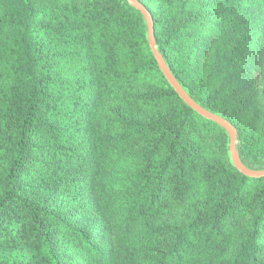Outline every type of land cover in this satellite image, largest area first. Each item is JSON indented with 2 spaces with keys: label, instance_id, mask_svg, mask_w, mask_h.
I'll use <instances>...</instances> for the list:
<instances>
[{
  "label": "trees",
  "instance_id": "16d2710c",
  "mask_svg": "<svg viewBox=\"0 0 264 264\" xmlns=\"http://www.w3.org/2000/svg\"><path fill=\"white\" fill-rule=\"evenodd\" d=\"M139 1L174 75L237 128L242 162L264 169V112L256 93L228 92L234 81L218 70L196 85L187 78L192 41L205 36L203 52L195 54L202 58L209 38L224 29L220 18L190 12L195 0H164L158 11ZM231 6L260 26L264 41V0ZM134 13L140 33L121 71L107 33ZM66 43L84 52L82 96L59 94L49 72L55 50ZM256 47L247 56L259 70L264 60ZM112 81L141 86L130 97L135 111L99 124L97 105ZM47 157L82 197L73 220L57 219L59 233L29 192L42 184L48 163L39 159ZM251 182L262 184L248 189ZM241 215L237 254L227 262L231 225ZM263 225L264 178L236 170L226 132L167 82L139 11L126 0H0V264H264Z\"/></svg>",
  "mask_w": 264,
  "mask_h": 264
},
{
  "label": "rangeland",
  "instance_id": "374dc122",
  "mask_svg": "<svg viewBox=\"0 0 264 264\" xmlns=\"http://www.w3.org/2000/svg\"><path fill=\"white\" fill-rule=\"evenodd\" d=\"M146 1L151 3L157 11L158 7L166 6L164 0ZM189 11L216 14L224 24V29L222 33L213 34L209 38L211 41L209 52H206L202 58H197L195 54L203 52L207 43L205 36L202 35L192 41V57L186 72L188 80L196 85L205 76L218 70L222 79H233L234 81L229 85L228 92L236 91L238 96H243L245 92H255L258 96V108L264 112V64L258 70L252 66L247 56V52L252 47L259 46V48L256 47L258 55L264 60V41L258 39L260 26L249 23L250 20L246 16L235 11L231 6V0H195L190 5ZM207 20L208 17H206ZM139 33V16L136 13L130 15L123 25L107 33V37L115 46L116 61L121 71H126L129 67L132 54L131 44L137 40ZM251 35L253 37L249 38ZM58 47L60 48L55 50L57 59L49 64V72L53 73L54 78L60 82L56 90L63 96L84 95L86 61L84 63L82 61L83 49L80 46H71L70 43L61 44ZM139 91H141L139 85L121 86L112 81V85L103 92L97 105L96 121L100 124L133 115L135 109L130 103V97ZM39 160L48 163V166L41 170L42 184L40 187L29 192L32 200L41 207L42 213L46 214L51 227L58 232L60 223L57 219L59 221L60 219L73 220L74 212L82 201L81 193L76 183L61 177L57 162L50 161L48 157ZM31 170H37V166H32ZM262 178L264 177L254 179ZM257 184H262V182H251L248 184V189H252V186ZM245 223V215H241L231 225L232 245L227 255V262H232L236 257L238 237ZM258 235H264V225ZM60 239L64 240L65 237L61 235Z\"/></svg>",
  "mask_w": 264,
  "mask_h": 264
},
{
  "label": "water",
  "instance_id": "95a60500",
  "mask_svg": "<svg viewBox=\"0 0 264 264\" xmlns=\"http://www.w3.org/2000/svg\"><path fill=\"white\" fill-rule=\"evenodd\" d=\"M126 2L139 11L141 17L143 18L146 27V41L148 47L157 63L158 68L170 86L188 107L204 118L213 121L226 132L228 137V155L232 166L244 176L252 178L264 177V169H251L242 162L239 152L237 128L224 116L209 110L197 102L174 75L163 54L158 48L154 35L153 17L146 6L139 0H126Z\"/></svg>",
  "mask_w": 264,
  "mask_h": 264
}]
</instances>
